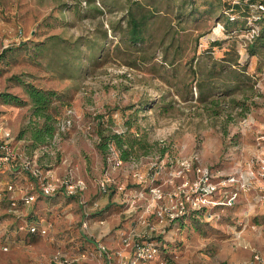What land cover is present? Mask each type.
<instances>
[{"label": "rangeland", "instance_id": "obj_1", "mask_svg": "<svg viewBox=\"0 0 264 264\" xmlns=\"http://www.w3.org/2000/svg\"><path fill=\"white\" fill-rule=\"evenodd\" d=\"M147 1L133 12L149 11ZM125 2L0 0V92L27 100L16 76L56 90L59 130L73 111L72 126L34 150L26 131L36 120L30 104L0 100V126L11 132L14 152L38 156L43 169L61 178L72 172L87 186L74 199L36 189V201L24 206L21 190L31 189L33 179L19 162L1 164L0 264H54L58 253L76 264H107L98 244L120 251L132 232L138 240H158L172 264H227L246 247L264 255V224L256 222L264 216V46L250 56V32L225 34L217 0L163 6L147 24V41L134 46L125 40ZM259 27L264 31V22ZM216 39L222 44L212 47ZM230 49L238 63L229 57L224 70L215 68ZM100 126L149 148L139 145L124 162L111 145L105 158L97 148ZM197 167L210 169L214 198L223 204L160 224L156 212L167 200L154 202L150 188L170 193L195 180ZM231 193L237 195L229 205ZM142 215L149 226L139 222ZM108 225L99 238L96 227Z\"/></svg>", "mask_w": 264, "mask_h": 264}, {"label": "built area", "instance_id": "obj_2", "mask_svg": "<svg viewBox=\"0 0 264 264\" xmlns=\"http://www.w3.org/2000/svg\"><path fill=\"white\" fill-rule=\"evenodd\" d=\"M256 9L264 11V5L260 4L256 6ZM256 33L257 30L253 29L248 37L252 39ZM72 123L73 111H69L68 116L61 124L60 130L58 128L53 141L55 142L58 139L60 131L63 132L67 130L72 126ZM11 139V132L3 126H0V166L1 164L19 162L22 170L33 179L34 184L31 186V189H26L25 191L21 190L19 201L23 203L24 206H31L36 201V189L46 197L52 196L59 191H62L68 196H77L86 190L87 186L85 181L75 177L72 172H69L63 178L58 177L52 170H45L39 165L37 160L38 156L29 158L24 157L18 152H14L11 148ZM195 173L197 175L195 180L190 181L186 179L184 182L177 185L170 193H164L161 187L158 186H152L150 188L149 191L154 202L167 200V202H164L158 207L156 212L160 224L166 225L168 222H172L185 216L190 210H205L223 204L216 201L214 198L218 191V185L212 181L213 174L210 169L206 167H197L195 168ZM139 178L140 180H143L142 176H139ZM227 182L233 183L235 182V178L229 177ZM102 188L106 191L105 182L102 183ZM8 189L9 191H13L14 185H9ZM236 195V193L235 196L231 193V196L228 198L229 205H232ZM140 196H143V193H141ZM17 205L18 200L12 199V207L16 208ZM152 207L154 208L153 205H149L147 211L149 212ZM165 217L168 218L165 219ZM138 220L145 226L150 225V223H147L144 215L140 216ZM84 226H87V223H84ZM150 229L151 231H155L154 227H151ZM30 231L36 233L38 232V229L35 226H32ZM41 232L45 233L46 230L43 229ZM137 237H140V235L135 232L124 236L122 238L124 248L120 251H113L102 243L98 244V250L107 260V264H169V260L161 255L162 252L158 240H138ZM255 260L264 262V255L256 253ZM54 264H76V261L58 253L54 257Z\"/></svg>", "mask_w": 264, "mask_h": 264}, {"label": "trees", "instance_id": "obj_3", "mask_svg": "<svg viewBox=\"0 0 264 264\" xmlns=\"http://www.w3.org/2000/svg\"><path fill=\"white\" fill-rule=\"evenodd\" d=\"M131 1L132 0H126L125 5L122 6L124 9L128 7L126 13L127 17L125 18V20H127L128 29L126 31L125 40L129 41L130 44H133L134 46H138L139 44H143L147 41L145 29L149 21L151 19L153 20L158 18L161 14L160 11L163 9V6L172 5L175 0L147 1L146 4L149 6L150 10L138 13L133 12V10L136 9L134 7H140L142 5L145 9V5L141 2V0H133L132 3ZM115 2L116 0L114 2L111 0H103L104 5L115 4ZM157 2H159V6H157ZM186 2L192 6L191 0H186ZM217 4L218 5L216 7H218V11H221V16L218 15V21L222 24V31L225 32V34L230 33L229 37L232 36V33H243L246 35L249 32L251 33L253 29L257 30V33L252 39H250V43L248 44L249 55H255L258 47L264 46V31L259 27V25L264 22V11L256 9V6L260 4L264 5V0H217ZM97 12L103 14V11L99 9ZM212 12L213 10H210V13ZM240 22H242L241 26H239ZM213 41L215 42L212 43V47L218 45L220 46L222 44L218 39ZM237 54V51L233 49L227 50L226 55L222 60L214 62L215 68L219 66L222 70H224V64L226 61H229V57L231 60H235L236 63H238L239 55ZM191 70L195 75L198 72L195 68H191ZM214 73L218 74L219 72L213 71L209 74L213 75ZM13 79L16 80L19 85L23 86L28 99L23 100L16 94L0 92V100H2L5 104H15L18 106L30 104L32 106V115L36 120L32 121L31 125L26 130L30 132L32 150L52 144V141L58 131L57 124L59 123L58 116L60 115L58 108L54 106V102L60 100L62 98V94L56 90L43 89L33 83H27L26 81L21 80L18 76ZM100 124L103 125V123ZM97 134L99 136L97 148L105 158L110 151L111 145L116 147L120 153V160L124 162L132 159V157L136 154L139 145L142 149L149 148L148 145L145 143L143 144L142 140L132 137L131 135H127L125 133H107L103 126L98 128ZM12 164L14 166H18L17 162H13ZM70 198L74 199L75 197L70 196ZM256 222L264 224V216L257 218ZM161 248L162 245L160 244V249Z\"/></svg>", "mask_w": 264, "mask_h": 264}, {"label": "crops", "instance_id": "obj_4", "mask_svg": "<svg viewBox=\"0 0 264 264\" xmlns=\"http://www.w3.org/2000/svg\"><path fill=\"white\" fill-rule=\"evenodd\" d=\"M109 207V206H108ZM110 226L108 225L107 230H101L102 227L98 226L95 229V232H97L98 237L102 238L106 236V233L110 231ZM111 243V241H109ZM112 244V243H111ZM255 246V245H253ZM258 251L255 248L247 247L246 252L242 255H234L231 259V262L227 264H264L262 261L255 260V254ZM162 255V254H161ZM173 262L169 260V264H172Z\"/></svg>", "mask_w": 264, "mask_h": 264}]
</instances>
